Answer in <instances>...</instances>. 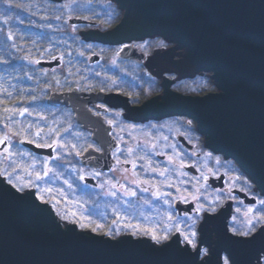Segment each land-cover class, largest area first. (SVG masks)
Masks as SVG:
<instances>
[{
  "label": "water",
  "instance_id": "95a60500",
  "mask_svg": "<svg viewBox=\"0 0 264 264\" xmlns=\"http://www.w3.org/2000/svg\"><path fill=\"white\" fill-rule=\"evenodd\" d=\"M116 1L124 9L121 22L111 31L92 30L90 37L102 43L118 44L132 40L140 29H151L155 33L150 35L157 34L184 48L180 67L187 75L197 70L210 71L219 89L201 96L173 91L164 93L160 100L154 96L133 108L134 118L143 119L147 113L155 117L167 114L192 117L197 130L205 137L206 146L232 158L264 195V94L261 92L264 90V0ZM196 8L202 11L195 12ZM143 21L146 25L139 27ZM68 22L80 24L86 20L71 17ZM249 40L260 46L250 44ZM119 55L138 60L144 57L128 43L122 45ZM99 59L97 54H92L89 62ZM59 64L58 57L38 63L48 68ZM250 86L260 90L249 93ZM51 98L69 106L79 122L97 124L84 110L86 100L78 95L60 93ZM163 98L166 100L162 101ZM93 99L122 100L118 95L100 93ZM179 140L192 148L183 137L179 136ZM19 143L34 153L53 156L54 146L41 147L24 139ZM81 162L105 169L109 156L88 148ZM84 181L94 184L92 177H84ZM208 182L213 187H221L223 175L209 178ZM232 192L246 204L256 202L242 191L233 189ZM20 196L24 198L18 199ZM175 205L180 207L178 201ZM209 215L215 218L204 225L207 232L204 234L202 229L199 246L208 245L212 231L225 226L223 209ZM57 223L52 210L38 202L32 192L21 194L0 178V264H192L191 257L180 251L184 246L177 243L176 235L166 242L168 247H163L146 237L110 238L86 233L74 224L65 226L73 229L66 232L65 227L58 228ZM230 236L233 234H223L217 244L231 257L232 264H249L250 259L255 264L258 238L251 245H235L228 241ZM188 251L192 250L188 247ZM196 260L199 261V255ZM210 264L222 263L219 257L210 255Z\"/></svg>",
  "mask_w": 264,
  "mask_h": 264
},
{
  "label": "trees",
  "instance_id": "16d2710c",
  "mask_svg": "<svg viewBox=\"0 0 264 264\" xmlns=\"http://www.w3.org/2000/svg\"><path fill=\"white\" fill-rule=\"evenodd\" d=\"M84 1L88 2L81 4ZM91 1L76 0L75 4H72L68 0H0V120L8 122L6 118L9 114L4 111L5 108L15 109L10 119L18 123L13 126V131L24 125H33L30 131L26 129V140L39 145L51 144L53 140H59L60 144L64 145L63 147H66V144L71 145L63 151L60 150L61 147L55 146V156L59 158L51 159L50 167L53 171L49 173L50 177L47 176V179L45 178L44 181L42 179L41 182L45 188H52L53 193L55 192L56 196L60 197L61 206L70 218L79 220L81 215L88 218L83 222L89 226L82 229L92 232V227L101 224L99 221L103 222L111 217L109 226H106L107 229L105 228L103 233L111 226L114 236L117 228L121 233L123 232L121 229L125 227L119 223L120 220L114 219L115 212L112 216L110 211L114 203L119 202H114L111 196H103L97 192V188L81 185L70 172L72 168L68 170L65 167V165L71 167L82 165L81 155L77 156L76 153L84 151L90 145L89 132L75 120L69 107L60 102H54L51 98L52 93L68 90L73 85L71 80L74 79H79L78 81L96 90L99 88L101 76L106 74L113 77L118 76V70L102 67L105 63L104 58L96 64H89L83 55L74 54L77 49L79 53L84 52L83 48L86 45L94 49L97 44L85 39L78 31V28L85 26L75 25V30H73V26L69 25L66 19L69 15H82L87 20L96 22L94 26L87 25V27L104 30L116 23L120 14L118 9L112 7L109 0L103 2L95 0L97 3ZM56 16H60V19L57 20ZM9 34H11V39H9ZM155 39H148V42ZM66 44L68 46L64 47ZM59 51L61 54L58 53ZM56 55L62 57V63L54 69L41 67L34 62L50 59ZM79 75H84L86 79H82ZM203 88L212 89L213 85L210 81H206ZM22 108H28L31 115L28 113L23 116L19 115V110ZM49 127L54 129L52 133L48 132ZM37 128L43 130L38 137L35 135ZM63 129H68V132L65 133ZM56 131L61 133L59 137L55 135ZM6 132L8 129L0 123V135ZM12 138L21 139L19 136H12ZM90 143L92 145V141ZM10 149L26 152L31 158H45L21 146L18 140L11 142ZM3 157L0 151V172L11 173L12 170L9 167L15 165L12 162L13 159L21 164L19 170L23 171L25 163L19 157L9 160ZM33 172H41V170L35 169ZM56 173L60 174L59 178ZM64 180H68L72 187L69 188ZM19 181L22 182V180ZM47 184L48 187L45 186ZM260 207L256 204L254 210ZM123 209H125L124 205ZM125 210L131 213L134 208L128 206ZM72 212H76L77 215L73 217ZM233 216L237 218L235 222L232 220ZM113 220L119 221L117 225L112 223ZM242 220L243 218H239L238 214L234 213L228 225L230 228L242 227Z\"/></svg>",
  "mask_w": 264,
  "mask_h": 264
},
{
  "label": "flooded vegetation",
  "instance_id": "af4514ba",
  "mask_svg": "<svg viewBox=\"0 0 264 264\" xmlns=\"http://www.w3.org/2000/svg\"><path fill=\"white\" fill-rule=\"evenodd\" d=\"M168 71V70H166ZM165 74V73H164ZM169 75L170 73H166ZM116 82L115 86L117 89V93H110L111 95H118L124 98L127 95H124L126 91L131 92V90H124L125 86L127 84H123L122 80L123 77L117 76L113 77ZM118 78L120 80H118ZM121 81V82H120ZM156 82L150 86H143L145 91L147 92L146 94H153L156 95L158 92H160V83ZM99 88L96 89V91H99L98 89L104 88V83H102V80L99 82ZM132 84V83H131ZM141 85V84H140ZM89 87V86H88ZM90 88V87H89ZM132 88L135 89V87L132 86ZM92 90V89H91ZM135 91V90H133ZM157 92V93H156ZM100 93V92H99ZM134 95L131 97H126L127 103L126 105H131V106H139L141 105L145 100L149 99L150 97H140V94L133 93ZM106 95V94H105ZM123 95V96H122ZM97 102L100 103L99 106L97 107ZM116 103H122V100H114L107 102L105 100H98V99H93L89 101V104L85 103V105L88 106V108L94 113V114H100L106 121L108 126H111L112 129V134L105 137L104 134H99L92 128H88V132L90 137H92L94 134L96 138V142L94 143L95 148H103L101 147V140L99 137L101 136V139L105 140V144L109 146L111 149L109 156V165L107 169L104 168H98V167H89L93 169L95 173L99 172L102 175L109 174L110 176V182L117 184V188L114 189L117 191V198H114V202H119V203H114V206L112 208L111 214L115 212L114 219H117V215L122 217L123 219H120V221L123 223H131L133 225H140L141 227H146L147 221L152 220L155 218V215H158L162 219V222L164 223V218L165 214L170 212L171 215L173 216H181L183 217L185 213L188 214H193V209L197 206V202L205 204L206 206H212L216 207L217 210L223 206V205H229L230 207V217L232 215L238 214L239 218L244 219V212L247 210L249 207L255 206L257 203H252V204H245L243 199L238 196L237 193L232 192L233 189H238L241 190L242 188L244 189L243 192L246 193L249 197H255L258 200H260L262 197H260V194L258 191L255 190L254 186L252 185L251 188H248L245 186L242 182L243 178L246 177L245 174L238 168L234 163H232L230 160L225 159L219 155H216L218 157H221L220 163H227L224 164L225 166H219V168H216L214 165H211L212 171L209 172V169L204 170V166H202L198 160L201 157H204L207 153H210L205 147L204 143L202 140V136L198 134L195 126V122L186 116L182 115H162L159 117L154 118L150 117V113H147L148 117L137 120L133 118H127L125 116V109L124 107H119L118 104ZM115 105V106H113ZM108 107V108H107ZM133 110V108L131 109ZM134 111V110H133ZM130 114V113H128ZM132 115V112H131ZM176 121V119H180ZM188 120L192 121V125L189 128L186 125V122ZM109 121H112L113 123H109ZM173 123L175 126H178L177 132L174 134L172 132L171 128L170 129H165V124L168 126H172V124L168 123ZM177 122H180L181 124L177 125ZM139 129V133H141V137L137 138V136H133L132 133L128 132L130 129ZM123 131V136L122 138H117L115 136V131ZM124 130H128L125 132ZM110 132V133H111ZM179 136L183 137L186 142L192 146V148H188L186 145L182 143L181 140H179ZM164 137H167V140L164 139ZM158 142L163 143L167 145V149H164L162 153L157 152L156 148ZM122 145L126 149H123V153L121 152V157L117 156V148ZM152 145H155V147H152ZM140 147L142 150H136L132 154H129L128 149L133 148L137 149V147ZM173 146H175V152L180 153V157L177 160H174L172 162H169L168 156H170L169 151H173ZM125 150V151H124ZM153 150V152L151 151ZM115 151V152H113ZM115 153L116 157L112 156V154ZM195 153V155H193ZM110 155L112 156V159H110ZM124 155V157H122ZM131 157V160H124L126 157ZM142 158V159H141ZM116 159V161H115ZM112 160V161H111ZM182 160L184 167L180 168V161ZM110 161L112 162V165L110 164ZM126 161H128L126 163ZM117 163L115 165V163ZM211 161L208 160L207 163H210ZM135 164V167L133 165ZM166 165L170 166L171 168L169 169L166 167ZM114 166V167H113ZM111 167V168H109ZM157 169L158 171L153 172L151 169ZM222 168V169H221ZM113 170L114 172L110 174V172H106L109 170ZM161 169H168V173L164 176L161 177L159 175V170ZM128 171L130 172V175H124L122 171ZM125 171V172H126ZM135 173V175L133 174ZM178 173H186V175H180ZM203 173V175H201ZM220 175H223V183L221 187H213L210 182H208L209 178H216L219 177ZM234 175H239L241 177L240 180H232L231 177ZM97 176L96 178H98ZM204 177H207L205 179ZM95 179L96 186H97V180ZM120 178V179H119ZM119 179V180H118ZM184 181H183V180ZM140 181L141 183L139 185L134 184L133 181ZM166 180H168V184L170 187H167V190L169 192L165 194H170L166 195L165 198H167L170 203L171 207H167L166 204L164 203V200L160 199L159 197L153 196V191L155 189L152 188V185L155 184L159 188V190L163 193L164 187L167 184ZM182 180V182H180ZM186 180V181H185ZM144 181H148V183H143ZM201 181L203 182L205 188L209 190L211 193L215 194V198H211V196H198V201L193 200V196L197 197V190H196V182ZM187 182V183H185ZM180 183L182 188H180ZM125 185L128 189L135 191L136 195L135 196H126L124 195V188L119 187V185ZM231 187V192L229 193V188ZM143 188H148V192L142 191ZM182 190L183 193H179ZM223 190V191H222ZM242 191V190H241ZM175 194V195H172ZM112 197V196H111ZM177 197H185L187 202L181 199H177ZM205 197V198H204ZM207 197V198H206ZM232 197H235L236 199H233ZM147 200L148 203H144V201ZM179 202L180 207L178 208L175 203ZM215 201V203H213ZM123 205L125 206V209L128 206H132L134 208V211L129 213L130 211L123 209ZM114 209V211H113ZM239 210V211H237ZM113 211V212H112ZM149 213L152 216H145L144 214ZM158 213V214H156ZM209 213H201L200 215L206 216ZM212 214V213H211ZM148 218V220L146 219ZM230 219V218H229ZM228 219V221H229ZM121 224V223H120ZM125 225V224H123ZM163 225V224H162ZM160 225V226H162ZM175 232L174 230H172ZM178 235V234H177ZM179 236V235H178ZM181 239V237L179 236Z\"/></svg>",
  "mask_w": 264,
  "mask_h": 264
},
{
  "label": "rangeland",
  "instance_id": "374dc122",
  "mask_svg": "<svg viewBox=\"0 0 264 264\" xmlns=\"http://www.w3.org/2000/svg\"><path fill=\"white\" fill-rule=\"evenodd\" d=\"M68 1H70V0H68ZM93 1H95V0H92L91 2H93ZM100 1L103 2V1H106V0H100ZM109 1L112 4L113 1H111V0H109ZM85 2H88V1H84L81 4H84ZM69 3H71V2H69ZM112 7H114L113 4H112ZM71 16L74 17L75 15H69V17H71ZM80 17H82V15H80ZM122 19L123 18H121V17H119L117 19L118 24L121 22ZM145 25L146 24L144 23V21L142 23H139V27L140 26L144 27ZM114 27H112L111 29H108V31L113 30ZM78 31H80V34L82 36H84V38H86V39L87 38H91L97 44L94 49H92L88 45L84 46V48L82 47L84 49L83 57H85L87 59L92 54H97L100 58H104L105 63L103 64L102 67L118 70V76L123 77L122 81H125V82H122V83L123 84H127L125 86L124 90L125 89L126 90H129V89L131 90V92H129V91L125 92L124 95H127V96H125L124 98H122L120 96V98L122 99V103H116V104H118L119 107H124V109H125L124 113H125V116L127 118H134L135 115H134V111L131 110L134 107L131 106V105L130 106L126 105V103H127L126 102L127 101L126 97H129V96L132 97L134 95L133 94L134 92L137 93V94H140L139 96L140 97H144V98L153 96V94H155V92H153V94H151V95L150 94H146L147 93L145 91L146 88H144L143 86H145V87L147 85L150 86V85L153 84V82L155 83L156 80H158V82L160 83L161 88H162L161 92H158V93L156 92L157 95H159V96H160V93L164 94V93L170 92V91H173V92L174 91H179V92L190 93V94H194V93L205 94L208 91L207 89H203V87H202L203 83H205V81H206L205 80V76L206 75L204 76L202 74V72L198 71V70L197 71H192V73L190 75H187V73L184 72V69H182L180 67V63H181L180 61H181L182 57L185 54L184 48L175 46L174 44H169L167 41L164 42V41H162L163 38H161V37L157 38L154 42H148L147 38L149 36H152L150 34L151 33H155L151 29H150V31H147V29L138 30L134 34L133 40L130 42V45L132 47H135L138 51L144 53V57H143L142 60H137L136 58H126V59L121 58L118 55V49H119L118 46H114L112 44H110L109 46L103 45L102 43H100V41H98L96 39H93L92 37L89 36V32L92 31L89 28L80 27V28H78ZM155 35H157V34H155ZM87 36H89V37H87ZM161 42H163V46H160ZM67 46H68V44H66L64 47H67ZM58 53L61 54L60 51ZM74 54L75 55H79L80 54L79 53V49H77V52L74 51ZM52 57H50V58H52ZM113 61H115V63H113ZM96 63H98V62L94 61L92 64H96ZM100 65H102V64H100ZM54 68H56V67H54ZM166 70L171 71V73H172L171 77H167V76L164 75V72ZM54 74H57V73H54ZM79 77H81L82 79H86L84 75H79ZM78 80L79 79L71 80L73 85L67 91H65V93H74V94L78 95L80 98L86 100V104H87V102L89 104V101L93 98V96L98 94L97 92H100V94H104V95L105 94L111 95L110 93H117L118 92L117 89H116V86H115L116 80L113 78V76H109L107 74L100 77V81L102 80V83H104V88L98 89L99 91H96V90L92 91L88 87L89 86L88 84H86L84 82H81V81H78ZM142 82H144V84ZM132 86L135 87V89L132 88ZM199 89L201 90L200 92H198ZM214 89L218 90L217 85L215 86ZM133 90H135V91H133ZM96 105H97V107H101V106H99L100 103H98V102H97ZM113 106H115V105H113ZM84 110L87 113L91 114L97 120V124L96 125H90V124L84 123V124H82V126H84L83 128H85L86 130H88V128H92L96 132H98L99 134L103 133L104 135H106V137L112 134L111 126H108L107 123H105L106 121L104 120V118L102 116H100V114H94L88 108L87 105H85ZM131 112H132V115H131ZM128 113H130V114H128ZM150 117L154 118L153 116H150ZM181 119L182 118L176 119V121L181 120ZM98 122H100V124ZM168 124H170V125L172 124V126H168L167 124H165V129H170L171 128L172 132H174V134H175L177 132L178 126H175V124H173L171 122L168 123ZM178 124H181V123L177 122V125ZM124 131L127 132L128 130L127 131L124 130ZM139 131H140L139 129L133 128V129H130L128 132L132 133L133 136H137V138H139L142 135L141 133H139ZM95 135L96 134H94L92 137H89L90 141H93V142L97 141L96 138H95ZM115 136L118 139L124 137L123 136V131H121V132L119 130L115 131ZM101 138L102 137L100 136L99 137V139L101 140L100 141L101 142L100 146L103 147V152L105 154L109 155L111 149L109 148L108 145L105 144V140L101 139ZM17 140L18 139H13L12 138V141L16 142ZM90 141H89L90 145L88 147H86L85 150L88 149V148H92L93 149L94 143H92V145H91ZM68 144H70V143H68ZM70 146H68L66 144V147H61L60 150H62V151L66 150ZM166 147H167V145L158 142L157 147H155V148L157 149L156 150L157 152L162 153L164 149H167ZM117 149H119V151H117L116 155L120 156L121 152L123 153V149H126V148L124 146L120 145ZM0 151L3 153V149H1ZM84 151H81L80 153L83 154ZM151 151L153 152V150H151ZM168 151H169L170 155H174L173 151H170L169 149H168ZM12 152H14V153H18V152L19 153H24V152H21V151H18V150H14ZM113 152H115V151H113ZM211 154H212L211 157H209L207 155H204V157H201L198 160V162L202 166H204L203 172L206 169L207 170L208 169H212L211 165L212 166L214 165L216 168H219V166L224 167L225 166L224 164L227 165V163L217 164V157L218 156H216L215 153H211ZM3 155H4V153H3ZM54 155H56V152H54ZM116 155L114 156L112 154V156L117 158ZM112 156L110 155V159H112ZM18 157H19L20 160H23V162L25 163V166H28V165L31 166L30 168H28V171H32L33 172L35 169H37V170H41V172H42L43 169H44V161L46 159L48 160L49 168H51L50 167L51 159H49V158H47L45 156H42V157H45V158H34V157L31 158V157H28V156H18ZM122 157H124V155ZM219 158H221V157H219ZM125 159L130 161L131 157L128 156V157L124 158V160ZM208 160H210L211 162L207 163ZM111 161H110V164L112 165ZM115 161H116V159H115ZM116 164L117 163H115V165ZM62 165H65V164H62ZM62 165H60V166H62ZM14 166H16V165H14ZM14 166L10 165L9 169L12 170V168H14ZM214 166H213V168H214ZM65 167H67L68 170L72 168V170L70 172L74 175L75 179H78V181H79V183L81 185H86V186L89 185V184L83 182V180L80 179L81 175L88 176V177L92 176L94 178L97 177L95 175V172L93 171V169L84 167L82 165H74V167L65 165ZM166 167H168L169 169L171 168L168 165H166ZM107 168H105V169H107ZM109 168H111V167H109ZM161 170H163V169H161ZM125 171H122L123 172V176L125 174L126 175H128V174L130 175V172H128V171L125 172ZM106 172H110V174H112L114 171L110 169L109 171H106ZM15 176L16 177L17 176L20 177V180H22V182L27 180V179H30V177L27 175V171H25V168L23 169V171L19 170V168H17ZM0 178H2L1 175H0ZM45 178L47 179V177H44L43 181L45 180ZM216 178H218V177H216ZM96 180H97V186H95L94 188H97V192H100V194H102L103 196H110V195H107V192H109L110 190H114V189H112L111 183H105L106 181H111L109 174H106V175L100 174L99 177L96 178ZM182 180H180V182H182ZM166 181H167L166 182L167 184L165 185L166 187H164L163 193L169 192V190H167V187H170L169 184H168L169 181L168 180H166ZM185 183H187V182H185ZM178 184L180 185V183H178ZM51 185L52 184L50 183V186ZM100 185H103V187H100ZM201 185H203V187H201ZM45 186L48 187V184L45 185ZM89 187H92V186H89ZM182 187L183 186L180 185V188H182ZM195 187H196V190H197V197L198 196L199 197H202V196H209L210 197L211 196V198H213L215 196L214 193H211L209 190H207L205 188L203 182H201V181H197ZM43 188H45V187H42V185H40V189H43ZM37 190H39V189H37ZM179 191H180L179 193H181V194L183 193L182 190H179ZM42 194L45 196V193H42ZM172 195H175V194H172ZM53 196L56 197V201H57L56 202L57 208L53 207L54 208L53 209V213L55 214L56 221L59 224H62V223H64L63 221H65V220H61L60 216L57 215V212H60V213H63V214H67V215H68V213L65 212V211L62 212L61 208L59 207L58 203L61 202L60 197L56 196L55 192L53 193ZM72 205H74V204L72 203ZM166 206L168 207V205H166ZM221 209H223V211L225 212V215H226L225 216V220H224L225 221V224H224L225 226H224L223 229H221L219 231H212V235H211V237L209 239L208 245H204V246L211 250L210 251V255L217 256V257L220 258V261H223L224 260L223 250L217 244L218 240H219V238L222 237L223 234H226V233L233 234V233L228 231L229 228H230V226L228 225V219L230 218V215H231L230 207H229V205H223V206H221L220 210ZM220 210L216 211V213L219 212ZM156 214H158V213H156ZM144 215L147 216V217L152 216L149 213H146ZM158 215H155V218H153L150 221L146 217V219L148 220L147 224H146V227H153V226L162 225L163 224L162 219L160 217H158ZM69 218L70 217L68 216V220H67L68 223H70V221H72L71 220L72 218H70V219ZM110 219H111V217H109V219H107L106 221H103V222L99 221V222H101V224H98V225H101V227L96 232L97 233H100V232L103 233L105 228L107 229L106 226H109L108 223L110 222L109 221ZM117 222H119V221H117ZM119 223H122V222H119ZM201 223L203 224V220L201 221ZM123 224H129V223H123ZM116 225H117V223H116ZM123 226H125V225H123ZM197 227L199 228V225ZM172 230L175 231V228H173ZM203 230H204V234H205L207 232V228L203 227ZM121 231H124V232L125 231H129L128 233H125V234L132 235L131 232L133 231V229L124 228V229H121ZM201 234L202 233L199 232L198 233V237ZM137 235L138 236H144V235H142L140 233H138ZM137 235H135V237H137ZM144 237H147V236H144ZM151 242L153 243L152 240H151ZM260 245H261V242H260V239L258 238L257 249L260 247Z\"/></svg>",
  "mask_w": 264,
  "mask_h": 264
},
{
  "label": "snow or ice",
  "instance_id": "6c2138e0",
  "mask_svg": "<svg viewBox=\"0 0 264 264\" xmlns=\"http://www.w3.org/2000/svg\"><path fill=\"white\" fill-rule=\"evenodd\" d=\"M70 2L72 4H75L76 0H70ZM56 19L59 20L60 16H56ZM49 27H51V26L49 25ZM73 30H75L74 26H73ZM9 39H11V34H9ZM160 46H163V42H161ZM80 55H83V52H81ZM52 59H56V57H52ZM34 62L39 63V61H34ZM113 63H115V61H113ZM9 95H11V93H9ZM33 99H35V97ZM4 111L9 114V117L6 118V120L8 122H5V120H0V123H3L4 127L6 129H8V132L4 133L3 135H0V145H5V147L3 148V153H4L3 158L5 160H8V159H12L13 157L27 156L28 153H26V152H24V153L12 152L10 150V145L12 142V136H19L21 139H25L26 138V129L30 131L31 128L33 127V125H31V124L24 125L22 127H19L16 131H13V126L16 125L18 122L11 120L10 117L13 113H15L16 110L12 109V108H5ZM25 113H28L29 115H31L28 108H22L19 110V115L23 116ZM41 119H43V117H41ZM109 123L111 124L113 122L109 121ZM186 125L190 128L192 125V121L188 120L186 122ZM42 131L43 130L41 128H37L35 135L38 137ZM53 131H54V129L52 127H49L48 132L52 133ZM63 131L65 133H67L68 129H63ZM9 133H11V135H9ZM55 135L57 137H59L61 135V133L59 131H56ZM164 139L167 140V137H164ZM29 142L31 143L32 141L29 140ZM38 146L49 147V148L56 146L57 148H59V147H63L64 145L60 144L59 140H53L51 144H42V145H38ZM73 147H75V146L73 145ZM152 147H155V145H152ZM99 150L100 149H97V151H99ZM136 150H142V149H140V147L138 146L137 149L129 148L128 152H129V154H132ZM117 151H119V149H117ZM173 152H174V155L168 156L169 162L177 160L180 157V153L175 152V146H173ZM76 155L80 156V155H82V153L77 152ZM113 155L115 156V153H113ZM193 155H195V153H193ZM206 155L211 157L212 154L207 153ZM58 158H59V156L54 157L52 159H58ZM12 162H13V164L16 165V167L12 168L11 173H8L6 171L0 172V175H7L8 176V181H7L8 184L12 185V187L15 188L17 190V192H23L25 188H38L39 191L36 194V198L38 200L45 202V203H48L50 201L46 200L45 196L42 194V193H47L49 196L52 197V202H54V206H55V202H57V201H56V197L52 196L53 189L52 188L40 189L39 185L36 183V181H41L44 177L49 176V173H51L53 171L51 168L48 167V160L46 159L44 161V169L42 172L28 171V168H30L31 166L30 165L24 166L25 171H27V175L30 177V179H27L20 184L14 183L12 177L16 173V168H20L21 164L17 163L15 159H13ZM127 162L128 161H126V163ZM219 163H220V158L217 157V164H219ZM133 167H135V164L133 165ZM183 167H184V164L181 160L180 161V168H183ZM151 170L153 172L158 171L155 168H153ZM168 171H169L168 169L159 170V175L161 177H164L168 173ZM211 171L212 170L209 169V172H211ZM133 174L135 175V173H133ZM178 174L186 175V173H178ZM95 175L99 176L100 173L97 172V173H95ZM201 175H203V173ZM56 176H57V178H59L60 174L56 173ZM204 178L207 179V177H204ZM19 179H20V177L17 176V180H19ZM80 179L83 180L84 176L81 175ZM231 179L232 180H240L241 177L239 175H234L231 177ZM242 182L248 188L252 187V182L247 177H244ZM64 183L67 184L69 188L72 187V184L69 183L68 180H64ZM105 183H111V182L106 181ZM133 183L139 185L141 182L137 180V181H133ZM143 183H148V181H144ZM100 187H103V185H100ZM111 187H112V189H116L117 184L112 183ZM119 187L125 189L124 195H126V196H135L136 195L135 191L128 189L123 184L119 185ZM201 187H203V185H201ZM152 188L155 189V191H153V193H152L153 196L159 197L160 199L164 200V203L166 205H168L170 208L171 203L168 199L165 198L166 195H170V194L162 193L159 190V188L157 187V185H155V184L152 185ZM241 190L243 191L244 189L242 188ZM142 191L148 192L149 189L143 188ZM230 192H231V187L229 188V193ZM107 195H110L112 197H116L117 191L110 190L109 192H107ZM17 198L23 199L24 197L20 196ZM192 198H193V200L198 201V197L193 196ZM232 198L236 199L235 197H232ZM177 199H181V200H184L185 202H187L185 197H177ZM144 203L147 204L148 201L145 200ZM213 203H215V201H213ZM256 203L258 205H260L261 207L258 210H254L255 206L247 208V210L244 212V219L241 221L242 227L229 228L228 231L233 233V236L227 237V239L231 244L251 245L257 240V238H259L261 241V245L258 249H256V252L254 253V258L256 260V264H262V261H264V199H260V200L256 201ZM216 211H217L216 207L206 206L205 204L197 202V206L193 209L194 215L185 213L184 216L181 217L178 215L173 216V215H171L170 212H168L165 214L164 223L162 226L141 227L138 224L133 225V224L129 223V224L125 225V228L133 229V231L131 232V234L133 236L140 233L144 236L149 237L154 242V244L162 245L163 247H168L169 245L166 242L170 241L172 239V236L178 234L181 237V239L177 243L184 245L183 248H180V251L185 253L189 257H191L192 264H210V251L211 250L209 248H201L197 242V238H198V233L202 231L204 225L215 218L212 215L202 217L200 214L201 213L211 214V213H215ZM237 211H239V210H237ZM57 215L60 216L61 220H65V221L68 220L67 214L57 212ZM71 215L73 217H75L77 214H76V212H72ZM85 219H88V218L81 215L79 220L73 219L72 221H70V223L78 224L80 228H86L89 225L85 224L83 222ZM120 219H123V218L120 217L119 215H117V220H120ZM236 219L237 218L235 216H233V218H232L233 222H235ZM117 220H113L112 223L116 224ZM202 220H203V224L201 223ZM198 225H199V228L197 227ZM56 226L58 228L61 227V225L59 223H57ZM100 227H101V225H96V226L91 228V231L96 232ZM173 228H175V232L172 231ZM64 231L71 232V231H73V229L65 227ZM119 232H120V229L117 228L116 234L118 235ZM103 235H105V236H112L113 235V231H112L111 226L109 227L108 230H106L103 233ZM233 237H235V239ZM201 242H203V241L201 240ZM188 246L191 247V249H192L191 252L188 251ZM196 255H199L202 258L199 261H197ZM223 264H232L231 257L230 256L225 257L223 260ZM249 264H252L251 259L249 260Z\"/></svg>",
  "mask_w": 264,
  "mask_h": 264
},
{
  "label": "bare ground",
  "instance_id": "6f19581e",
  "mask_svg": "<svg viewBox=\"0 0 264 264\" xmlns=\"http://www.w3.org/2000/svg\"><path fill=\"white\" fill-rule=\"evenodd\" d=\"M195 10V12H197L198 11V13L199 12H201L202 10H198L197 8L196 9H194ZM250 44H253L254 46H260V44L258 45L257 43H256V41H254V40H249L248 41ZM225 77V76H224ZM240 81H242L241 79H239ZM228 84V83H227ZM260 89L259 88H257V87H255V86H250L249 87V89H248V92L249 93H255L256 91H259ZM261 92H262V94H264V90H261ZM164 100H166L165 98H163L162 99V101H164Z\"/></svg>",
  "mask_w": 264,
  "mask_h": 264
}]
</instances>
